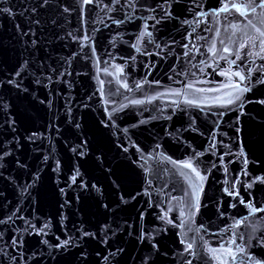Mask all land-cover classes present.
I'll return each mask as SVG.
<instances>
[{"label": "water", "instance_id": "water-1", "mask_svg": "<svg viewBox=\"0 0 264 264\" xmlns=\"http://www.w3.org/2000/svg\"><path fill=\"white\" fill-rule=\"evenodd\" d=\"M0 264H264V0H0Z\"/></svg>", "mask_w": 264, "mask_h": 264}]
</instances>
